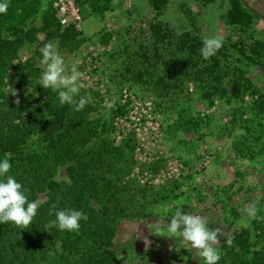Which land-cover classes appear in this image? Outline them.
I'll list each match as a JSON object with an SVG mask.
<instances>
[{"label":"rangeland","instance_id":"obj_1","mask_svg":"<svg viewBox=\"0 0 264 264\" xmlns=\"http://www.w3.org/2000/svg\"><path fill=\"white\" fill-rule=\"evenodd\" d=\"M57 1L8 0L6 14L0 15V35L19 42L12 66L29 62L19 90L29 103L60 105L56 93L39 86L45 44L57 45L66 70L75 66L83 73L80 95L90 100L81 111L71 106V114L74 128L87 137L79 149H93L106 159L88 158V173L103 199L80 200L60 192L48 218L37 212L29 225L39 220L31 229H42L43 242L37 236L24 240L31 252L23 251L34 259L28 263L91 264L88 253L80 258L83 251L74 252L78 242L71 235L84 230L87 220L69 236L45 227L56 210L78 206L97 211L101 233L108 229L106 249L118 264H204L198 250L167 231L177 208L219 229L213 245L219 253L223 242L241 229L250 232L259 248L260 229L254 226L264 228V0H239L251 16L244 27L229 22L230 0H167L159 11L151 0H72L80 23L64 31L55 16ZM26 4L36 14L14 34L7 19L13 9L20 15ZM157 20L174 35L185 31L199 40L222 38L223 46L213 56L220 80L198 77V66L188 63L177 41L154 37L150 26ZM67 29L75 33L71 41L64 37ZM211 58L196 55L193 60L211 63ZM7 74L6 88L18 79V74ZM53 178L69 183L66 167L58 166ZM47 192L36 191L29 201L42 209ZM253 203L261 218L249 221L243 209ZM12 243L18 245L16 238Z\"/></svg>","mask_w":264,"mask_h":264},{"label":"trees","instance_id":"obj_2","mask_svg":"<svg viewBox=\"0 0 264 264\" xmlns=\"http://www.w3.org/2000/svg\"><path fill=\"white\" fill-rule=\"evenodd\" d=\"M150 3L153 9L159 11L167 3V0H151ZM230 5L227 13L229 22L243 27L248 26L251 16L241 8L239 0H230ZM12 11L13 16L7 19V24L9 25L8 29H11L14 34L20 32V26L36 14L34 7L27 4L22 6L20 15L15 13V9ZM150 27L153 36L158 37L161 41L165 39L177 41L175 45L188 56V63L192 62L198 66L196 69L198 77L206 75L212 80H220L215 57L211 58V63L199 60L194 62L193 60L196 55L198 58L201 57L202 40L185 31L174 35L169 30L167 23L158 20ZM60 30L64 31L65 29ZM162 31H167L169 35H163ZM74 34L72 29H67L64 37L67 41H71ZM18 44L16 38L7 39L0 35V158H9L12 165L10 174L26 189L28 200L33 198L36 191L48 189L47 201L42 204V209L37 210L40 218H48L49 212L53 208L56 209L54 206L57 203L52 206L51 202H58L60 192H62L61 196L70 194L71 197L80 200L92 197L100 202L103 197L98 194L96 180L88 173L92 167L88 158L103 163L106 160L105 157L103 158L101 153H94L93 149H79L85 144L87 137L80 135L74 128L75 116L71 114V106L65 104L46 107V103H29L22 98L19 93L20 87L25 81L22 71L26 70V63L29 62L11 65ZM240 52L243 54V49H240ZM8 71L13 72V75L14 73L18 74V79L10 81L6 88L3 79ZM7 76L10 78L12 75L7 74ZM244 82L250 84L247 78L244 79ZM11 90L15 92V95ZM60 165L66 167L69 183L54 180L53 176ZM77 210L83 211L89 218L87 221L84 220L85 226L87 225L84 230L77 234L71 233L75 242H78L76 247L74 246V252L78 253L82 250L80 258H83V253H88V263L91 262V264H118L111 258L112 253L106 249L107 246H110L108 229L104 234L101 233V226L97 221V211L89 206H78ZM38 221L25 229L14 228L10 225L11 222L0 223V264H30L28 263L29 259L34 261L23 250L31 252L24 245V240L29 236L32 238L37 236L40 238L37 239V242H43L41 239L43 237L42 229H31L37 227L40 223ZM80 227H84L82 223ZM254 227L255 230L260 229L258 237L262 238L261 246L258 248L253 244L248 230L241 229L220 246L221 258L218 264H264V228L258 225ZM90 230L92 234H90ZM64 232L69 236V231ZM14 238H16L17 246L12 243ZM92 243L97 247H92ZM79 244H83V247H78ZM19 245L21 247H18ZM19 250H22L23 255H20ZM38 262L31 264H39Z\"/></svg>","mask_w":264,"mask_h":264},{"label":"clouds","instance_id":"obj_3","mask_svg":"<svg viewBox=\"0 0 264 264\" xmlns=\"http://www.w3.org/2000/svg\"><path fill=\"white\" fill-rule=\"evenodd\" d=\"M9 7L8 0H0V15L6 14ZM200 55L208 61L223 46V39L210 35L202 39ZM40 63L44 66L39 78V86L56 93L61 106H73L75 111H81L90 100V97L80 95L85 87L83 73L73 66L66 70L65 60L57 45L49 42L41 52ZM12 91V90H11ZM15 95V92L12 91ZM111 107V105H108ZM12 165L9 158H0V223L11 222L18 227L29 226L37 214L39 205L29 201L26 189L10 174ZM249 221L259 220L256 204L243 209ZM87 215L72 208L58 209L55 219L48 222L46 228H57L60 231H78L80 221L87 220ZM167 231L173 236L179 235L183 241L203 258L204 264H218L219 250L213 247L218 242L219 229H211L208 222L199 215H190L181 208H177L167 224ZM231 241L229 240V244Z\"/></svg>","mask_w":264,"mask_h":264},{"label":"built area","instance_id":"obj_4","mask_svg":"<svg viewBox=\"0 0 264 264\" xmlns=\"http://www.w3.org/2000/svg\"><path fill=\"white\" fill-rule=\"evenodd\" d=\"M55 7V16L61 29L68 27L71 23L75 27L79 25L81 17L72 0H58Z\"/></svg>","mask_w":264,"mask_h":264}]
</instances>
